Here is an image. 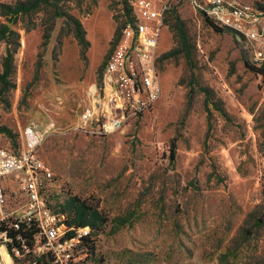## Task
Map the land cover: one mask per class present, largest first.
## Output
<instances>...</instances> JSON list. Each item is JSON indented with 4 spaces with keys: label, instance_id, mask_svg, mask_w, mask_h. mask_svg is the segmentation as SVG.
<instances>
[{
    "label": "rangeland",
    "instance_id": "obj_1",
    "mask_svg": "<svg viewBox=\"0 0 264 264\" xmlns=\"http://www.w3.org/2000/svg\"><path fill=\"white\" fill-rule=\"evenodd\" d=\"M135 1L0 0V146L18 153L32 129L49 207L89 231L75 264H264V83L238 32L213 30L188 0H150L164 7L160 100L112 134L80 128ZM4 187L11 219L22 197ZM75 204L99 213L95 229Z\"/></svg>",
    "mask_w": 264,
    "mask_h": 264
},
{
    "label": "built area",
    "instance_id": "obj_2",
    "mask_svg": "<svg viewBox=\"0 0 264 264\" xmlns=\"http://www.w3.org/2000/svg\"><path fill=\"white\" fill-rule=\"evenodd\" d=\"M188 1L203 19L242 35L250 45L252 61L258 67L264 66V12L259 10L258 4L241 0ZM256 2L264 4V0ZM152 7L150 0H136L132 4L134 21L121 29L104 64L99 88L102 97H95L93 93L91 102L82 111L80 128L83 130L112 134L125 125L127 118L149 114L160 100L159 45L164 7L155 15L151 14L153 22L145 20ZM95 92H98L97 88ZM24 139L26 144L18 153L0 146V225L9 221L8 228L18 230L20 223L34 222L38 229L36 243L33 250H29L21 241L23 252L35 253L39 257L49 255L51 264H75L72 253L89 231L77 229L73 238L64 239L65 234L73 229L65 227L63 217L49 207L44 194L52 183L53 174L35 153V134L31 128L24 131ZM4 181L19 188L23 202L21 213L16 212L11 219L7 217ZM10 242L6 232H0V248L8 259L6 262L0 253V264H14L22 256L16 249L8 251Z\"/></svg>",
    "mask_w": 264,
    "mask_h": 264
},
{
    "label": "trees",
    "instance_id": "obj_3",
    "mask_svg": "<svg viewBox=\"0 0 264 264\" xmlns=\"http://www.w3.org/2000/svg\"><path fill=\"white\" fill-rule=\"evenodd\" d=\"M259 10L264 12V6L259 7ZM23 9L22 8H17L14 11V15H17L18 13L22 12ZM129 13V12H128ZM205 22L208 24V26H210L213 30L217 31V32H221L223 30L226 29H222L219 28L218 26H216L212 21L205 19ZM78 24V29L80 32V35L82 36V38L84 37V31L81 27V25L79 23ZM227 31V30H226ZM180 35V43H181V50L180 53L184 56V58L186 59L187 63L191 64V53H190V48L187 44L186 38L184 36V34L179 33ZM11 60H12V55L8 52V55L5 59V63H4V76L8 75L9 69H10V65H11ZM243 63L245 65V67L252 73H254L256 76L261 77L262 82L264 83V66H256V64L252 61H246L243 60ZM192 92V91H191ZM191 92L189 93V98L191 95ZM190 100V99H189ZM172 160L174 159V155H172ZM81 205H76L75 204V208L77 210H79V217L81 218L80 223L78 224V226H83V225H87L89 223V221L87 220L88 216H91V222L89 223L90 228L91 229H95L96 228V222L100 219V215L99 213H97L96 211L90 209L89 213L87 212L86 209H84L83 207H80ZM87 212V213H86ZM9 225H7L6 223H2L0 226V232L5 231L7 234V238H9L11 240L10 243L7 244V249L9 252H11L12 249H16L20 254L23 253V249H22V245H21V241L24 242V246L29 249V250H33V247L36 243L37 240V235H38V229L36 228V225L34 222L28 223V224H24V223H20L18 230H13L8 228ZM65 227L68 229L69 224L67 223L65 225ZM75 236V232L72 231L71 233H67L64 236V239H71ZM17 238H19V240H16ZM89 237H84L80 239V242L78 245L81 244V246L85 247L86 242H88ZM83 243V245H82ZM91 251L93 250V246L90 248ZM48 258H50V260H48L51 264L52 259L49 255H45V256H40L37 257V259H35L32 264H47L45 263V259L47 260Z\"/></svg>",
    "mask_w": 264,
    "mask_h": 264
},
{
    "label": "crops",
    "instance_id": "obj_4",
    "mask_svg": "<svg viewBox=\"0 0 264 264\" xmlns=\"http://www.w3.org/2000/svg\"><path fill=\"white\" fill-rule=\"evenodd\" d=\"M153 2V1H152ZM158 12V8L155 6V4H154V2H153V7H152V13H154V14H152V15H155L156 13ZM145 20H153V17L151 16V15H148V16H146L145 17ZM153 22V21H152ZM7 181H4V183H3V185H5V183H6ZM9 182V181H8ZM7 186V185H6Z\"/></svg>",
    "mask_w": 264,
    "mask_h": 264
}]
</instances>
